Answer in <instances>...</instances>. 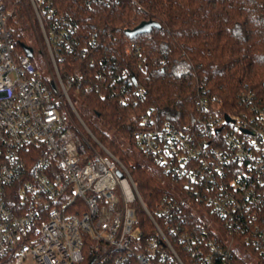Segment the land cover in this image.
Wrapping results in <instances>:
<instances>
[{
	"label": "built area",
	"instance_id": "obj_1",
	"mask_svg": "<svg viewBox=\"0 0 264 264\" xmlns=\"http://www.w3.org/2000/svg\"><path fill=\"white\" fill-rule=\"evenodd\" d=\"M12 2L41 32L49 74L19 49L18 14L0 0V264H185L183 253L233 264L236 241L264 262V100L242 95L230 116L204 96L193 129L145 117L134 145L168 179L151 212L70 95L81 90L62 70L75 25L52 0Z\"/></svg>",
	"mask_w": 264,
	"mask_h": 264
},
{
	"label": "trees",
	"instance_id": "obj_2",
	"mask_svg": "<svg viewBox=\"0 0 264 264\" xmlns=\"http://www.w3.org/2000/svg\"><path fill=\"white\" fill-rule=\"evenodd\" d=\"M52 1L76 27L75 49L63 55V74L79 79L78 93L125 142L134 144L135 134L150 125L145 117L159 126L193 129L204 96L216 98L219 112L230 116L242 109V95L264 100V0ZM17 18L20 23L13 18L10 27L25 52L29 21L22 10ZM144 21L160 27L134 37L126 33ZM85 122L123 162L154 212L167 188L132 164L120 142ZM135 207L140 226L151 230L139 199ZM182 256L185 264H197ZM233 264L251 263L235 257Z\"/></svg>",
	"mask_w": 264,
	"mask_h": 264
},
{
	"label": "rangeland",
	"instance_id": "obj_3",
	"mask_svg": "<svg viewBox=\"0 0 264 264\" xmlns=\"http://www.w3.org/2000/svg\"><path fill=\"white\" fill-rule=\"evenodd\" d=\"M5 2L7 5V13L12 12L13 14L17 13L19 15V8L13 4L12 0H5ZM30 10H32L31 6H30ZM14 20L20 23L19 18H14ZM28 21H29L28 26L30 31H27L28 33L26 32L25 34L28 44L32 43L31 47H33L34 49V54L31 56V61L37 67L39 73L48 75L49 69L46 63V57L44 55L45 53H47L48 55V52L44 45L43 37L39 29L38 30L36 29L35 31V29L33 28V24L31 22L29 15H28ZM22 26L23 24H21V28ZM37 34L39 36V39L37 38ZM70 95L73 98V100L77 102L78 111L90 125L97 126L101 132H103L113 140L120 142L121 146L127 151L128 155L130 156L132 164L134 165L139 164L142 167L148 169L149 172L154 177L160 180H165L168 187V179L164 175H162L161 172H159L160 169L143 152H141L134 144L125 142L123 139H121L120 135L114 129H110L109 127H107L103 123V121L99 117H97L96 114L92 111V109L87 105L86 101L84 100L83 96L80 93H78L76 90L73 89L70 91ZM93 134L97 137V139H99V137L94 132ZM169 189L171 188L169 187ZM201 215H204L206 218H208L204 213H201ZM208 220H210V217L208 218ZM236 244H237V246L235 247L236 251L239 252L246 259L247 262H250L251 264H264L263 261L257 258L253 253L248 251L247 248L244 247L242 244H240L237 241Z\"/></svg>",
	"mask_w": 264,
	"mask_h": 264
},
{
	"label": "water",
	"instance_id": "obj_4",
	"mask_svg": "<svg viewBox=\"0 0 264 264\" xmlns=\"http://www.w3.org/2000/svg\"><path fill=\"white\" fill-rule=\"evenodd\" d=\"M154 27H160V24L156 21H144L134 29L127 30L126 33L130 37H134L138 34L151 32ZM25 51L30 57L33 55V48L25 46ZM227 120H229V117H227Z\"/></svg>",
	"mask_w": 264,
	"mask_h": 264
}]
</instances>
